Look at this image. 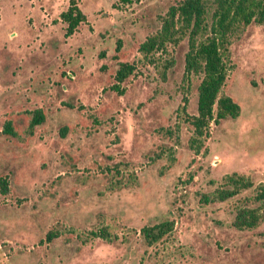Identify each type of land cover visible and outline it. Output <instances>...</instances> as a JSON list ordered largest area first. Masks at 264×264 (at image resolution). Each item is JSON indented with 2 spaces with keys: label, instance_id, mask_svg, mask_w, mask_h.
Masks as SVG:
<instances>
[{
  "label": "rangeland",
  "instance_id": "374dc122",
  "mask_svg": "<svg viewBox=\"0 0 264 264\" xmlns=\"http://www.w3.org/2000/svg\"><path fill=\"white\" fill-rule=\"evenodd\" d=\"M68 1L0 0V264H264V22L229 35L219 93L239 111L195 151L187 31L139 49L181 0H74L84 19L65 35ZM118 61L133 64L121 81ZM232 171L252 186L202 197ZM244 205L258 220L237 228ZM163 219L171 230L147 244L140 227Z\"/></svg>",
  "mask_w": 264,
  "mask_h": 264
},
{
  "label": "trees",
  "instance_id": "16d2710c",
  "mask_svg": "<svg viewBox=\"0 0 264 264\" xmlns=\"http://www.w3.org/2000/svg\"><path fill=\"white\" fill-rule=\"evenodd\" d=\"M59 18L64 22L66 35L84 19V14L74 0H69L66 8L59 12ZM250 21L264 22V0H181L169 6L158 31L149 34L139 43V49L143 53H148L160 47L164 40L175 41L176 39L172 37L173 31L184 29L187 31L184 74H200L196 113L188 115L187 119L192 126V135L188 143L195 151L201 146L200 139L207 135L210 121L217 122L220 118L235 117L238 114V103L230 95L219 93L227 70L225 59L227 52H224L227 50L229 35ZM175 22H179L177 29L174 27ZM132 70V63L118 61L114 72L115 79L121 81ZM42 117L40 110H34L29 125L38 123ZM4 130L11 132L8 121L4 125ZM251 186L252 181L247 176L232 171L223 176L221 185L213 189L209 195L203 193L202 197L205 200H223L241 188ZM6 190V180L0 177V192L4 193ZM254 198L264 203V182L258 184ZM257 220L255 207L244 205L237 209L232 224L237 228H250ZM172 225V219H163L142 225L140 232L144 241L151 244L168 233ZM92 233L104 238L108 235L105 227H100ZM55 234L56 231L48 230L45 239L49 240Z\"/></svg>",
  "mask_w": 264,
  "mask_h": 264
}]
</instances>
